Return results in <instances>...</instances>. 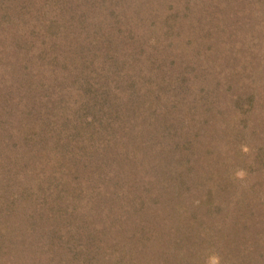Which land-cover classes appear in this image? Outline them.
I'll return each mask as SVG.
<instances>
[{"label":"trees","instance_id":"1","mask_svg":"<svg viewBox=\"0 0 264 264\" xmlns=\"http://www.w3.org/2000/svg\"><path fill=\"white\" fill-rule=\"evenodd\" d=\"M88 1L0 0V106L27 109V113L34 115L32 123L39 122L32 124L33 131L30 134L20 138L22 143L35 145L31 154L52 139L59 141L67 137L72 141L74 135H71V130L79 127L69 111L57 114L58 119L54 121L56 123L53 122L49 127L45 124V119L40 114L36 115L38 112L35 113L34 110L42 102L39 91H49L44 87L47 85L44 82L46 76L52 74V79L57 77L56 66L58 67L62 52L69 50L76 61H82L81 66L75 68H80L81 75L73 80L83 96L80 103L86 109L91 105H107L101 121L94 113L91 118L79 122L83 124L84 137L78 139L77 143L82 141L80 145L76 143L69 146L70 143L67 142L66 147L61 149L63 152L59 151V155L62 154L66 160L61 159V156L55 159L49 157L53 169L48 172V176L42 173L41 177L47 182L46 188H41V185L38 188H0V264H114L111 259L113 249L123 251L118 256L120 262L128 257V253L124 252H131L128 259L138 264H192L188 253L173 255L168 250L163 253L165 257L161 260H153L151 254L154 253V245L162 246L158 237L163 232L155 231L156 225H162L159 222L161 217L156 221L153 219L157 215L156 205L160 202L163 203L160 215H164V218L174 216L173 221L168 224H184L189 230H193V217L204 206L209 212L215 213L221 207L220 203H224L233 218L224 224L227 229L221 232L226 246L220 251L219 257L222 255L224 258L223 253H233L232 247H243L247 242L249 250L253 252L252 241L242 233L244 226L246 227L242 220L247 215V205L240 199L236 203L234 197L231 200L228 188H220L217 196L212 192L215 185L202 188L206 194L202 190H197L201 195L191 192V197L202 202L193 210L190 198L184 193L189 189L192 191L191 188H179L180 194L176 195L172 188H149L145 182L146 186H143L144 183L142 186L146 188H138L141 185L140 178L135 176H140L137 175L138 172L142 175L140 171H144L145 164L142 161H153L162 154H168V158L163 155L160 160L178 164L182 157H189L184 148L195 135L192 139L186 136L188 124L177 126L178 122L173 123L175 118L172 119L173 116H169L170 112L167 111L168 108L176 109L180 106V102L185 100L182 97L184 92H169V87L165 85V75L157 72L153 76L152 71L159 64H148L149 55L141 48L144 42L140 36L142 27L136 29L130 21L123 26L118 8L117 13L112 7L107 8L109 0H93L94 6L97 4L98 8L108 9H103L99 22L94 25L104 52L99 51L98 47L89 49L86 44L79 46L78 36L75 35L77 33L73 31L81 29L84 32V27L91 24L88 21V9L92 5L89 3L90 7L87 8ZM3 7L7 8L4 10ZM45 10L50 12L49 17ZM28 13L33 14L29 23L32 19L34 21L26 26L28 21L25 15ZM107 15L115 17L109 22ZM59 17H62L61 23ZM74 20L77 21L76 25ZM142 26L144 30L148 28L144 21ZM60 33L66 34L64 36L68 41L63 37L59 38ZM67 36L78 44L71 43ZM115 42L122 43L117 58L112 48ZM41 45H44L43 49L40 48ZM157 48L153 46L152 50ZM88 50L91 51L90 54H87ZM159 50L163 52L160 47ZM219 74L223 80L225 77V80H230L235 76L231 71L225 70L224 73L220 70ZM153 78L156 80L149 82ZM236 79L238 80L237 76ZM171 83L176 85L177 81L171 79ZM176 87L179 90L184 88L181 85ZM254 93H249V97ZM24 97L28 100H24ZM163 100L166 104L162 103ZM1 109L0 107V112ZM4 117L0 115V128H4ZM36 117L38 119L35 120ZM5 123L11 125V122ZM159 125L167 126L164 128V131L167 130L164 135H170L172 141H164L162 148L155 151L158 144L154 140ZM8 143L7 140H0L2 145ZM24 153L16 150L11 157V168L0 163V181H8L7 178L10 177L7 174L17 171L19 162L25 158ZM71 153H74L75 158L68 163L71 161ZM201 160L195 159L198 163L195 166L191 162L189 166L182 162L189 173L195 172L193 176L197 184L203 183L207 175L203 169L210 168H203ZM125 174L129 177L134 175L131 177L133 182L130 179L127 188H121V182L124 183L129 178L124 179ZM14 176L11 175L10 182L14 181ZM117 181L119 182L116 183ZM209 194L210 197L207 196ZM227 215L224 214L226 217ZM143 217L146 220L143 221ZM200 229L196 230L197 237ZM263 236L264 231H258L251 237L263 245V239L259 240ZM204 238L211 242L214 239L209 232L204 233ZM176 243L180 244L179 240ZM13 248L16 256L12 255V258L4 262L5 252ZM260 254L262 256L261 252ZM259 258L257 255L252 262L259 264Z\"/></svg>","mask_w":264,"mask_h":264},{"label":"rangeland","instance_id":"2","mask_svg":"<svg viewBox=\"0 0 264 264\" xmlns=\"http://www.w3.org/2000/svg\"><path fill=\"white\" fill-rule=\"evenodd\" d=\"M109 2L106 5L107 8L112 7L116 13L118 8L121 14L120 20H123L120 23L123 26L130 21L129 23L134 28L142 27L140 36L144 42L142 41L141 48L149 55L148 64L151 66L155 63L159 64V67L152 71L153 76H156L157 72L165 75L164 80H167L165 85L169 87H166L169 92H184L182 97L185 100L180 102L179 107L176 109L167 107V111L170 112L169 116H173L172 119L175 118L173 123L178 122L177 126L183 127L184 124H188L186 136L192 139L195 135V138L189 141L190 144L184 148V151L188 153V159L182 157L178 164H169L168 161L160 160L163 155L168 158V154H162L158 158L154 157L156 160L153 161L151 159L142 161L145 164L144 171H140L142 175L138 172L137 175L140 176H135L140 178L141 185L138 188H146L143 187L146 185L149 188H172L174 195L180 194L179 188H191L192 191L189 189L184 193L190 198L191 210H193L202 202L191 197V192L201 195V192L197 190L205 193L202 188L215 185L212 190L213 194L217 196L220 188H228L231 200L234 197L237 203L240 199L248 208L247 215L242 220V223L246 225L242 233H245L252 241L253 252L249 250L247 239H245L246 244L244 243L243 247H232L234 252L223 253L224 258H222L223 256L219 257V254L226 246V240L221 237V232L227 229L224 224L233 218L224 203H220L221 207H218L215 212L217 214L209 212L210 210H206L207 207L204 206L193 217L194 219L192 218L193 230H189L184 224L174 225L173 222L168 224L173 221L174 216L164 218V215H160L163 205L160 202L161 205H156L157 215L153 219L156 221L161 217L159 222L162 225H156L155 231L163 232L158 237L162 246L154 245L152 250L154 253L151 254L153 260H161L165 257L163 253L168 250L173 255L188 253L192 264H254L252 259L257 255L261 258H259V264H264V236L259 238L260 241L263 239V245L251 237L255 236L258 231H264V0H109ZM89 3L92 7L88 5ZM93 3V0H89L86 5L87 8L90 7L88 21L91 24L84 27V32H81V29L73 32L77 33L75 35L78 36L79 46L86 44L89 49L98 47L99 51L104 52L94 25L99 22L103 9L107 8H98L97 4L95 7ZM67 5L71 6V4ZM3 8L5 10L7 7ZM49 13L45 10L47 17ZM32 15L31 13L25 15L28 21L26 26L34 21L32 19L29 23ZM114 17L115 15H107L109 22ZM59 20L61 23L62 17H59ZM66 20L67 18L63 21L66 22ZM143 21L148 25L145 30L142 26ZM76 24L77 21L74 20V25ZM11 27L14 29L13 26ZM9 28L10 26L7 29ZM64 35L60 33L59 38L63 37L67 40ZM69 36L67 37L72 41L71 43L78 44ZM181 39L183 41L180 42ZM115 43L112 48L117 58L119 56L117 54L122 49V43ZM96 44H100L101 47ZM153 46L158 48L152 50ZM159 47L163 49V52L159 50ZM40 48L43 49L44 45ZM59 49L67 50L68 48L59 47ZM90 53L91 51L88 50L87 54ZM59 58L61 59L57 63L58 67L56 66L57 77L52 79V74L46 76L44 82L47 85L44 87L49 91L48 93L39 91L42 102L37 107L35 106L34 110L35 113L38 112L36 115L40 114L45 119V124L49 127L58 119L57 114L69 111L79 127L71 130L73 131L71 135H74L72 141L67 137L59 141L52 139L47 145L40 146L31 154L35 145L22 143L21 139L33 131L32 124L39 122L32 123L34 115L27 113V109H22V107L15 109L14 106L8 109L7 106L1 104L0 115L5 117L2 125L4 128H0V140L4 139L9 143L0 144V163L11 168V157L14 156L16 150L22 154L26 150V153H24L25 158L22 156L24 159L19 162L17 171L7 174L10 178L14 174V181L10 182V178H7L8 181L2 180L0 188H38L39 185L41 188H46L47 182L41 177H43L42 173L47 175L53 169L49 157L60 158L62 154L59 155V151L64 148L63 146L66 147L67 142L70 143L69 146H72L80 137H84V127L79 122L85 118H91L94 113L98 118L100 117L101 121L106 112L107 105L105 104L102 107L91 105L89 107L93 109H86L80 103L83 96L78 92V86L73 83V80L81 75L80 68L77 70L75 68L80 67L82 61H76L75 56L69 50L62 52ZM63 64L65 66L61 68ZM220 70L223 73L224 70L231 71L235 76L230 80L229 78L225 80L227 77L223 80L219 74ZM171 79H175L177 84L172 85ZM154 80L156 79L153 78L149 82ZM244 84L247 85L244 86ZM180 85L185 89L179 90L176 86ZM252 91L255 93L250 98L249 93ZM24 100H28L27 97H24ZM162 103L166 104V101L163 100ZM69 108L71 109L68 110ZM5 122H11V125ZM165 127L167 126L159 125L157 129L154 141L158 145L155 151L162 148L164 141H172L170 135L167 134L168 139L164 135L167 133V130L164 131ZM80 144L77 143V145ZM73 154L68 163L75 158ZM197 158L202 159L200 162L203 161V168L210 167L203 169L207 175L203 183L199 182V184L193 176L195 172L189 173L186 165H182V162L187 165L191 162L195 166L198 164L195 162ZM61 159L66 160L64 156H61ZM53 163L56 165L55 162ZM65 166L67 170L68 167L66 164ZM75 169L78 170L77 167ZM127 177L129 176L125 174L124 179ZM131 177L124 183L121 182V188H127L130 179L133 182ZM207 196L210 197V194ZM226 213L227 217L224 216ZM142 219L146 220L144 217ZM199 229L200 234L197 237L196 230ZM206 232L214 238L212 242L204 238ZM176 240H179L180 244L176 243ZM161 251L162 254L158 255ZM119 252L120 249H113L111 259L114 264H138L128 259L131 252H124V254L128 253V257L122 262L118 261V256L123 251ZM12 255L16 256L14 248L5 252L3 261L12 258Z\"/></svg>","mask_w":264,"mask_h":264}]
</instances>
